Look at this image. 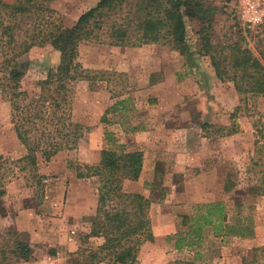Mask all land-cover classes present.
Listing matches in <instances>:
<instances>
[{
	"label": "rangeland",
	"instance_id": "obj_1",
	"mask_svg": "<svg viewBox=\"0 0 264 264\" xmlns=\"http://www.w3.org/2000/svg\"><path fill=\"white\" fill-rule=\"evenodd\" d=\"M98 1L52 0L50 7L71 27ZM204 1L215 9L211 43L238 41L257 56L264 0ZM200 27L186 21L190 44L183 55L161 44L81 46L79 60L97 78L77 84L72 118L88 133L49 162L38 157L36 174L12 165L13 174L0 173V264H88V253L103 243L89 237L100 183L77 178L76 170L96 165L102 150L142 153L138 180L122 184L152 201L153 241L141 246L137 264H264V95L238 93L215 76L200 52ZM58 57L49 46L33 48L21 90L37 97V82ZM25 155L0 96V162ZM215 203L223 206L224 230L215 215L204 224L207 209H196Z\"/></svg>",
	"mask_w": 264,
	"mask_h": 264
},
{
	"label": "trees",
	"instance_id": "obj_2",
	"mask_svg": "<svg viewBox=\"0 0 264 264\" xmlns=\"http://www.w3.org/2000/svg\"><path fill=\"white\" fill-rule=\"evenodd\" d=\"M51 1L0 0V96L8 104L9 122L16 138L26 150L21 159L8 164L0 162L2 177L12 173L11 165L18 166L21 172L36 174L38 157L49 162L61 151L76 149L86 137L88 128L72 118L77 84L97 78L79 60L85 44H161L183 55L190 44L186 21H196L201 25L197 31L200 52L208 56L215 76L221 82H233L238 93L264 95V40L258 39L255 44L257 56L238 41L214 46L209 32L215 9L204 0H99L71 27L61 22L50 7ZM47 46L58 53L59 61L37 82L39 93L32 97L21 90L20 83L29 68L31 50ZM261 148L264 175V143ZM142 162L141 152L102 150L96 165L76 170L77 178L98 177L100 183L89 237L102 238L103 243L88 253V264H137L141 246L153 241L149 218L152 201L122 188L124 182L138 180ZM261 183L264 194V176ZM2 184L0 198L5 195ZM202 207L207 209L204 224L215 215L219 222L216 227L226 229L221 203L196 209ZM188 219L182 217L181 224L186 226ZM200 229L196 230L197 240ZM181 237L180 234L174 243L176 250L182 248ZM192 245L190 242L186 246ZM18 246L26 256L27 247Z\"/></svg>",
	"mask_w": 264,
	"mask_h": 264
},
{
	"label": "crops",
	"instance_id": "obj_3",
	"mask_svg": "<svg viewBox=\"0 0 264 264\" xmlns=\"http://www.w3.org/2000/svg\"><path fill=\"white\" fill-rule=\"evenodd\" d=\"M93 203H96V204H94V207H93V208H95V209H96L97 200L93 201ZM91 207H92V206H91Z\"/></svg>",
	"mask_w": 264,
	"mask_h": 264
}]
</instances>
